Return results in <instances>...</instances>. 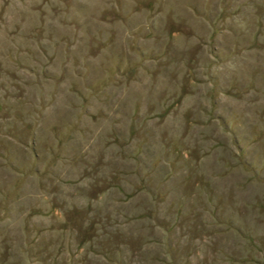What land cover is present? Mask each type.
I'll list each match as a JSON object with an SVG mask.
<instances>
[{"label": "rangeland", "instance_id": "374dc122", "mask_svg": "<svg viewBox=\"0 0 264 264\" xmlns=\"http://www.w3.org/2000/svg\"><path fill=\"white\" fill-rule=\"evenodd\" d=\"M0 264H264V0H0Z\"/></svg>", "mask_w": 264, "mask_h": 264}]
</instances>
